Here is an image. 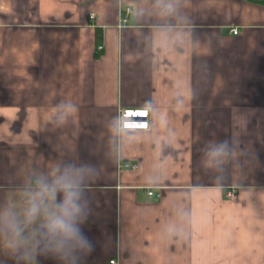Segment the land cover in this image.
Segmentation results:
<instances>
[{
    "label": "crops",
    "instance_id": "0c3cea01",
    "mask_svg": "<svg viewBox=\"0 0 264 264\" xmlns=\"http://www.w3.org/2000/svg\"><path fill=\"white\" fill-rule=\"evenodd\" d=\"M153 4L0 0V196L19 162L70 147L98 169L83 264H264V0ZM61 100L79 112L51 131ZM124 109L149 129L113 130ZM237 133L241 168L205 171L208 141Z\"/></svg>",
    "mask_w": 264,
    "mask_h": 264
},
{
    "label": "clouds",
    "instance_id": "9594fccd",
    "mask_svg": "<svg viewBox=\"0 0 264 264\" xmlns=\"http://www.w3.org/2000/svg\"><path fill=\"white\" fill-rule=\"evenodd\" d=\"M153 7L162 17L175 16L181 0H154ZM79 112L70 100H61L50 109L46 127L63 129ZM119 131L126 127L117 118L111 125ZM239 133L222 141L210 140L204 146L201 165L215 176L227 178L228 169L241 168ZM58 157L45 163L19 162L11 188L0 196V257L14 264H39V257H52L59 264H83L94 245L82 225L91 214L88 187L98 174L89 163L80 162L75 150L54 146ZM15 163V159L13 161ZM175 236L174 227L167 230Z\"/></svg>",
    "mask_w": 264,
    "mask_h": 264
},
{
    "label": "built area",
    "instance_id": "2783aa9c",
    "mask_svg": "<svg viewBox=\"0 0 264 264\" xmlns=\"http://www.w3.org/2000/svg\"><path fill=\"white\" fill-rule=\"evenodd\" d=\"M127 13H131L130 9L126 10ZM96 18L95 13H90V20L93 21ZM127 20H125L126 22ZM232 34L237 35L238 34V29L233 28L231 30ZM129 113H132L129 115ZM139 113H144V115H139ZM149 110L147 109H124L121 110L120 113V122L122 124H125L126 127L121 128L122 130H147L149 129L150 123H149ZM136 168V167H135ZM150 196H154L155 193L150 190L148 192ZM159 196V194L157 195ZM236 194L234 191H231L228 193V197L230 199L235 198ZM110 264H118L116 260L110 261Z\"/></svg>",
    "mask_w": 264,
    "mask_h": 264
},
{
    "label": "snow or ice",
    "instance_id": "6c2138e0",
    "mask_svg": "<svg viewBox=\"0 0 264 264\" xmlns=\"http://www.w3.org/2000/svg\"><path fill=\"white\" fill-rule=\"evenodd\" d=\"M132 113H129V115H131ZM139 115H144V113H139Z\"/></svg>",
    "mask_w": 264,
    "mask_h": 264
}]
</instances>
